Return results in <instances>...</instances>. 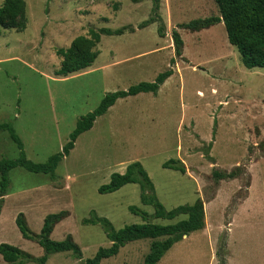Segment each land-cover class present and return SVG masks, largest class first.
I'll return each mask as SVG.
<instances>
[{"label":"rangeland","instance_id":"1","mask_svg":"<svg viewBox=\"0 0 264 264\" xmlns=\"http://www.w3.org/2000/svg\"><path fill=\"white\" fill-rule=\"evenodd\" d=\"M5 0H0V6ZM25 31L0 27V123H10L24 143L27 158L46 162L62 150L78 119L94 110L105 94L154 82L173 74L157 94L119 99L82 134L58 165L55 177L23 167L9 172V189L0 215V244L15 245L35 257L44 254L35 241L23 238L16 217L40 233L45 217L68 210L51 238L72 234L82 258L72 252L52 254L46 264H86L99 248L111 246L102 224L83 223L96 214L119 230L142 223L136 206L144 205L139 184L101 194L98 189L115 172L141 162L167 210L205 204L206 225L191 233L157 264H264V69L247 68L229 42L223 22L201 31L179 24L220 14L215 0H160L162 20L144 28L153 16L154 0H26ZM165 25V37L159 27ZM133 26L122 35H102L93 49L94 64L68 77L56 75L68 48L90 30ZM183 40L184 59L176 58L172 31ZM175 59V63H173ZM17 144L0 131V160L16 159ZM211 157V158H210ZM180 160L186 172L164 168ZM243 167L233 179L216 180L215 171ZM174 220L154 218L159 224ZM152 239L127 243L100 264H143ZM0 264L6 262L0 254ZM25 264H39L35 261Z\"/></svg>","mask_w":264,"mask_h":264},{"label":"trees","instance_id":"2","mask_svg":"<svg viewBox=\"0 0 264 264\" xmlns=\"http://www.w3.org/2000/svg\"><path fill=\"white\" fill-rule=\"evenodd\" d=\"M220 14L207 18H199L188 23L179 24V28L188 29L192 32L210 28L223 22L229 42L236 46L241 55V60L247 68L264 69V0H215ZM160 0H154L153 16L139 25L144 28L150 23L162 20L159 14ZM28 25L27 2L26 0H5L0 6V27L15 29L19 32L26 30ZM135 31L133 26H124L119 29L100 28L91 29L90 37H79L85 44L81 48L75 39L68 48H60L57 54L63 57L61 66L56 70V75L68 77L90 68L99 55L95 48L102 39V35H122L126 31ZM159 34L165 37V25L159 27ZM172 39L175 48L176 58L184 59L183 48L184 40L180 32L175 29L172 31ZM175 63V59L172 60ZM173 74L169 69L158 75L154 82H141L132 85L127 90H119L105 94L100 104L92 111L81 116L75 128L69 134V139L61 151L52 155L46 162L35 163L27 158L24 143L17 134L14 126L10 123H0V131H7L12 140L17 144L20 155L16 159L0 160V215L8 195L10 184L9 172L16 167H23L33 173L50 174L55 177V171L60 162L69 156L75 148L78 138L85 132L91 130L97 118L105 115L119 99L135 96L144 92L157 94L161 85ZM264 150V141L260 144ZM211 158V157H210ZM164 168L186 172L184 163L180 160L170 159L163 164ZM243 172L242 166H237L231 171H215L216 180L233 179ZM139 184L141 189V200L144 205H151L155 208L152 215L136 206L129 209L142 217V223H133L116 230L111 221L107 218L99 217L96 214L92 218L84 219L83 223L102 224L105 228L111 246L101 247L96 255L88 259L86 264H100L105 258L115 256L120 249L129 242L152 239L150 251L145 256L143 264H157L163 256L177 242L189 236L191 233L202 230L206 225L205 204L198 198L192 204L179 205L171 210H167L155 193V186L148 172L141 162L129 164L124 173L115 172L111 175L110 181L99 187L101 194L113 193L120 190L127 184ZM70 215L68 210L48 214L43 222L40 233H35L28 225L24 213H19L16 217V225L23 238L37 242L44 250V254L35 257L31 253L9 243L0 244V254L8 263L25 264L35 261L39 264H46L49 257L54 253L72 252L74 257L82 258V249L75 241L72 234H68L63 240H53L51 235L61 221ZM185 219L169 224H159L150 221V216L174 220L179 216Z\"/></svg>","mask_w":264,"mask_h":264}]
</instances>
